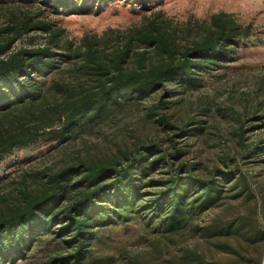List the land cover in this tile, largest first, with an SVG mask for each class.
Masks as SVG:
<instances>
[{"label":"trees","instance_id":"1","mask_svg":"<svg viewBox=\"0 0 264 264\" xmlns=\"http://www.w3.org/2000/svg\"><path fill=\"white\" fill-rule=\"evenodd\" d=\"M70 1L43 0L57 6ZM163 24L145 23L112 52L95 36L62 44L63 29L32 18L7 25L3 30L14 36L0 41V159L40 141L68 142L84 126L169 85L199 87L201 72L219 66L250 34L219 13L180 47L177 30ZM34 29L49 34L46 45L9 50ZM255 148L245 145V154ZM158 150L148 144L123 155L78 154L55 167L18 168L15 179L6 175L2 185H14L0 193V263L25 257L36 241L55 233L69 236L74 252L47 264H79L101 228L152 212L166 232L188 229L202 238L161 264H264V176L254 179L227 160L203 169L200 163L176 166L166 153L150 159ZM161 161L165 174L150 177ZM150 184L156 190L148 197ZM216 208L206 225L197 223Z\"/></svg>","mask_w":264,"mask_h":264},{"label":"rangeland","instance_id":"2","mask_svg":"<svg viewBox=\"0 0 264 264\" xmlns=\"http://www.w3.org/2000/svg\"><path fill=\"white\" fill-rule=\"evenodd\" d=\"M219 13L248 27L250 34L219 66L201 72L199 87L169 85L84 126L68 142L40 141L14 149L0 159V193L14 185H2L6 175L15 179L16 169L21 167H55L64 158L78 154H129L148 144L159 147L150 159L166 153L176 166L200 163L203 169L222 166L227 160L254 179L264 176V150L260 147L264 143V0H74L65 6L43 0H0V41L14 36L3 30L7 25L32 18L63 29L62 44L67 40L79 44L95 36L106 52H112L123 44L127 33L156 20L170 30L176 29L179 46L183 47ZM48 37L45 30L34 29L15 39L9 50L46 45ZM152 55L149 50L147 56ZM245 145L256 147V152L247 156ZM178 150L180 154L175 155ZM166 170V163L161 161L150 177H161ZM155 190L150 184L145 194L149 197ZM219 209L204 213L197 223L206 225ZM67 238L47 234L25 257L0 264H47L52 256L74 252ZM201 240L200 234L188 229L166 232L152 212L139 213L126 222L101 228L91 251L79 264H161Z\"/></svg>","mask_w":264,"mask_h":264}]
</instances>
